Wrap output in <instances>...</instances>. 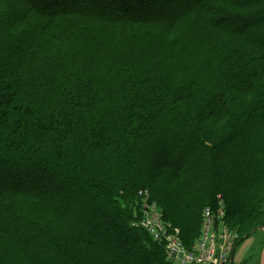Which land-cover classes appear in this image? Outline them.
<instances>
[{
  "label": "trees",
  "instance_id": "trees-1",
  "mask_svg": "<svg viewBox=\"0 0 264 264\" xmlns=\"http://www.w3.org/2000/svg\"><path fill=\"white\" fill-rule=\"evenodd\" d=\"M0 38V264H170L143 189L190 249L219 195L264 228V0H0Z\"/></svg>",
  "mask_w": 264,
  "mask_h": 264
},
{
  "label": "built area",
  "instance_id": "built-area-1",
  "mask_svg": "<svg viewBox=\"0 0 264 264\" xmlns=\"http://www.w3.org/2000/svg\"><path fill=\"white\" fill-rule=\"evenodd\" d=\"M140 222L136 225L148 232L152 240L156 243H162L169 237L168 243V262L178 264L180 247L176 246L172 229L165 225L162 212L157 210L156 205L149 204L148 199L141 200ZM226 209L215 211L210 207H205L202 214L200 239L197 244L189 251H186L187 257L180 264H232L236 251L235 234L226 226L223 220L226 218ZM180 231L179 229H175ZM164 237V239H162ZM180 242V241H179ZM166 244V246H167Z\"/></svg>",
  "mask_w": 264,
  "mask_h": 264
},
{
  "label": "rangeland",
  "instance_id": "rangeland-1",
  "mask_svg": "<svg viewBox=\"0 0 264 264\" xmlns=\"http://www.w3.org/2000/svg\"><path fill=\"white\" fill-rule=\"evenodd\" d=\"M1 39V38H0ZM150 48V47H149ZM150 50H152L151 51V53L150 54H152V52H153V49H151L150 48ZM200 53V54H199ZM202 56V51H199V52H196L193 48H190V52H189V56L190 57H187V58H185L186 60H189V61H191L192 63H198L196 60H194L193 59V57L194 56ZM130 56L131 57H133L134 55L133 54H130ZM217 58H218V60H219V63L221 64H223V59H222V57L220 56V55H218L217 56ZM159 59L161 60V57H159ZM159 59H158V63H159ZM151 64L152 65H157L156 64V60H154V59H151ZM137 64H139V60H137V62H136ZM187 64H188V62H187ZM0 65L2 66V68L0 69V70H5V68H4V66H3V64L2 63H0ZM39 67V66H38ZM160 68H162V65H161V67ZM164 69H167V67H165ZM186 69L187 70H204V69H202V67L200 66V69L199 68H195V67H193L192 65H190V64H188L187 66H186ZM221 69H223L222 67L220 68V70ZM34 70H36V68H34ZM38 70V69H37ZM223 70H225V69H223ZM160 75H162L161 73H159ZM182 78L183 79H181L182 81L181 82H183V81H186V80H188V76H185V75H182ZM216 78V77H215ZM217 79V78H216ZM65 88V87H64ZM122 104H119V106H121ZM192 112V115L193 116H191L190 115V117L191 118H194V114H195V110H192L191 111ZM218 125V127L220 126L219 124H214L213 126H217ZM217 127V128H218ZM218 130V129H217ZM219 133V132H218ZM214 135V134H213ZM213 135H211V139H216V138H214L215 136H213ZM223 137V136H222ZM217 139H219V138H217ZM69 158H67L66 157V159L64 160V161H67ZM208 164H206L205 162H204V164L202 165V167H203V170L204 171H200V173L198 174V175H196V177L194 178L193 176H195L194 175V172H193V174H191V177H192V179H193V181H189V180H187L186 179V181H189V182H187V183H191L192 185H191V188L190 189H188L187 188V190L186 189H184V191H186V192H188V193H191V194H194V192H195V190L193 189V187H195V189H197V185L198 184H201L202 186H204V185H206L205 187H207V193H208V189H210V188H208V185L210 186V183H211V175H210V173H209V166H207ZM156 169H158V168H156ZM195 169V168H194ZM213 169V168H212ZM33 170V169H32ZM33 172H34V170H33ZM186 172L187 171H185L183 174H182V176H180V182H183L184 180H185V178H186ZM202 176H205V177H202ZM154 180H152V181H150V182H148L147 181V184H152V187H154L155 189H156V187H159V186H161L162 185V183H161V181L158 179L157 180V182L156 183H152ZM106 183L108 184V186L111 184V185H114L113 184V178L112 177H109L107 180H106ZM23 185H26L27 187L26 188H28V190H31V191H36L35 190V188H37L38 189V187L36 186V185H31V184H29V183H25V182H23ZM22 185V186H23ZM199 186V185H198ZM149 187V186H148ZM241 192V191H240ZM199 193H201L202 194V192H199ZM243 193V192H242ZM245 194H247L248 196H254V194H252V195H250L249 193H247V192H245ZM151 195V192H150V190L149 189H143L142 191H140V193H139V200H145V199H148V201H149V204H154V205H156V207H157V210H159V211H161L162 212V215L164 216L165 214H164V209L161 207V205L157 202V201H154L153 199H152V197L150 196ZM75 196V198L76 197H78L77 195H74ZM234 197H235V195H233ZM27 200H25V202H26ZM225 201V200H224ZM141 202V201H140ZM258 204H259V208H258V210H259V218L257 219V222H256V224H259V223H262L263 225H264V197H262L261 199H260V201L258 202ZM227 206V203L226 202H223L221 199H220V195H219V197L217 198V203H216V206L215 207H213V206H209L211 209H213V210H215V211H218L219 209L220 210H224V208L226 209V214H227V211H228V208L226 207ZM33 207H35V209L36 208H42L41 207V203L40 202H37V201H35L34 200V204L32 203V202H30V201H28L27 202V204L25 205V208H24V211H29L30 210V208H33ZM205 209V208H204ZM35 211H38V210H35ZM34 211V212H35ZM41 213H42V215L43 216H45L46 214H48V213H46V212H44V211H41ZM44 218H48V216H45ZM164 223H165V225H167V226H169L168 224H169V222L166 220V218H165V216H164ZM224 221V223L226 224V226L228 227V228H230L231 229V231H233V233L235 234V245H236V249H237V247H239L244 241H246V240H248V238L250 239V238H253V239H259L260 241H262L263 239H264V228H261L259 231H257V232H255V233H253L251 236H247V237H245L248 233H250L249 232V228H247V229H245L244 227H239V228H236V229H234L231 225H230V223H229V221L227 220V215H226V218H225V220H223ZM57 223H58V225H59V227H62V224L60 223V221L58 220L57 221ZM138 227V226H137ZM170 234H173L172 236V238H175L174 239V242H175V244H176V246H178V247H180V250H179V256L177 257V260H178V264H180V262L181 261H183L186 257H187V255H189V254H187L186 253V251H184V248H186V249H188L187 247H186V245L184 244V242L182 241V233H181V231H178V230H175L174 228H172L170 231ZM200 233H201V228H200V231H199V235H200ZM147 234L150 236V234L147 232ZM198 235V236H199ZM197 236V237H198ZM151 237V236H150ZM197 237H196V241L192 244V248L197 244V242L199 241V239H200V236L198 237V239H197ZM162 239H164V237L162 238ZM167 241H168V243L169 242H171L172 240H170L169 239V237H167L166 238V240L164 239V240H162L161 242L162 243H159L160 245H161V247L164 249V251L166 252V258H167V260H169V257H168V254H167V248H168V244H167ZM180 241V242H179ZM166 244H167V246H166ZM191 248V249H192ZM70 249H72V248H68V250H70ZM190 248L188 249V251L187 252H189L190 250H191ZM236 252V251H235ZM232 264H233V262H232Z\"/></svg>",
  "mask_w": 264,
  "mask_h": 264
},
{
  "label": "crops",
  "instance_id": "crops-1",
  "mask_svg": "<svg viewBox=\"0 0 264 264\" xmlns=\"http://www.w3.org/2000/svg\"><path fill=\"white\" fill-rule=\"evenodd\" d=\"M233 264H264V239L248 238L237 247Z\"/></svg>",
  "mask_w": 264,
  "mask_h": 264
}]
</instances>
